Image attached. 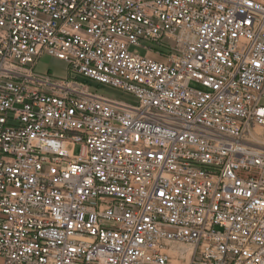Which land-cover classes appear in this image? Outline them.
Listing matches in <instances>:
<instances>
[{"label":"built area","instance_id":"2783aa9c","mask_svg":"<svg viewBox=\"0 0 264 264\" xmlns=\"http://www.w3.org/2000/svg\"><path fill=\"white\" fill-rule=\"evenodd\" d=\"M0 264H264V0H0Z\"/></svg>","mask_w":264,"mask_h":264},{"label":"rangeland","instance_id":"374dc122","mask_svg":"<svg viewBox=\"0 0 264 264\" xmlns=\"http://www.w3.org/2000/svg\"><path fill=\"white\" fill-rule=\"evenodd\" d=\"M150 57L154 58L155 60H161L155 55H151ZM34 72L38 74H48V76L54 79H63L68 77L75 78L77 81L87 85L89 89L94 93H97L104 97L116 99L130 105L137 104V100L132 95L120 91L118 89L112 88L110 86L99 84L95 81L83 78L81 76H76L70 71V68L67 66L66 63L48 56L41 57L36 67L34 68ZM190 87L202 90L199 85H196L194 83H191ZM79 151L80 146L76 145L73 150V153L77 155Z\"/></svg>","mask_w":264,"mask_h":264},{"label":"bare ground","instance_id":"6f19581e","mask_svg":"<svg viewBox=\"0 0 264 264\" xmlns=\"http://www.w3.org/2000/svg\"><path fill=\"white\" fill-rule=\"evenodd\" d=\"M188 249V248H187Z\"/></svg>","mask_w":264,"mask_h":264}]
</instances>
